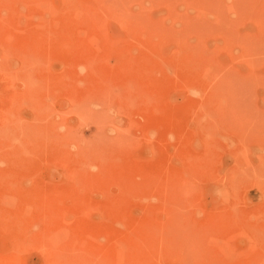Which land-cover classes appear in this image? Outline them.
I'll return each mask as SVG.
<instances>
[{
    "label": "rangeland",
    "instance_id": "obj_1",
    "mask_svg": "<svg viewBox=\"0 0 264 264\" xmlns=\"http://www.w3.org/2000/svg\"><path fill=\"white\" fill-rule=\"evenodd\" d=\"M0 264H264V0H0Z\"/></svg>",
    "mask_w": 264,
    "mask_h": 264
}]
</instances>
